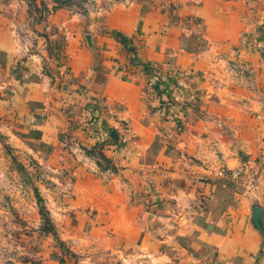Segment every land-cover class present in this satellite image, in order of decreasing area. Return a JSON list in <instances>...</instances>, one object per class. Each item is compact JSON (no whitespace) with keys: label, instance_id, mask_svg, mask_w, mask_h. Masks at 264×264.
Here are the masks:
<instances>
[{"label":"crops","instance_id":"obj_1","mask_svg":"<svg viewBox=\"0 0 264 264\" xmlns=\"http://www.w3.org/2000/svg\"><path fill=\"white\" fill-rule=\"evenodd\" d=\"M198 1L192 5L198 22L192 20L181 29L173 25L164 40H155L156 33L145 23L154 12L152 0L117 5L102 19L105 29L133 40L141 61L160 63L167 71L174 63L201 71L198 106L209 118L189 122L186 130L173 138L175 149L162 144V127L150 115L152 75L127 65L123 43L103 41L100 50L106 54L100 64L94 62V52L87 45L70 48V86L80 89L70 104L73 115L82 116L85 105L96 98L112 113L107 124L127 126L129 132L130 151L116 154L119 167L115 177L84 169L80 172L123 197L119 205L133 209L119 236L135 245L139 235L148 237L156 264H264V102L255 98L264 91L259 93L238 82L243 80L241 75L249 80L258 66L264 67V0ZM195 33L209 40L196 41ZM248 33H255L254 38L241 39ZM223 35L228 38L222 39ZM218 47L230 48V59L236 65L245 62L249 68L252 60L248 53L257 51L260 62L251 71H231L230 83L224 86L225 73L210 70L209 48ZM15 48L13 29L0 11V74L17 82L24 95L47 100L41 82L34 79L35 65L25 64L33 72L30 80L24 77L25 81L24 74L17 76ZM115 57L123 59L116 61ZM104 97L107 101L100 103ZM196 127L197 134H193ZM222 168L240 170L233 177H222L217 173ZM125 185H132L133 192L141 196L129 199ZM146 190L155 197L143 198ZM106 200L107 207L116 204L110 197ZM256 207L262 209L261 228L254 221ZM140 243L139 247L144 245Z\"/></svg>","mask_w":264,"mask_h":264},{"label":"rangeland","instance_id":"obj_2","mask_svg":"<svg viewBox=\"0 0 264 264\" xmlns=\"http://www.w3.org/2000/svg\"><path fill=\"white\" fill-rule=\"evenodd\" d=\"M152 1L154 12L145 23L156 33L155 40H164L173 25L181 29L191 25L192 20L198 22L197 9L193 8L198 0ZM132 2L0 0V11L16 39L17 76L24 74L23 79L30 80L33 72L25 64L28 61L35 65L34 79L49 95L45 101L24 95L17 82L0 74V264H156L148 237L139 235L135 245L119 236L133 209L119 205L123 197L80 172L84 169L105 178L115 177L119 167L116 154L130 151L128 127L107 124L108 114L112 113L96 98L85 105L79 118L70 109L80 92L70 86V48L73 51L87 45L94 52V62L100 64L106 54L100 50L102 42L111 40L125 46L128 66L152 75L150 115L162 127L159 131L164 146L175 149L173 138L179 137L189 122L208 120L198 106L201 71L175 63L167 71L160 63L141 61L132 39L103 26L107 11ZM254 34L241 39H252ZM195 37L196 41L209 40L198 33ZM178 38L175 34L174 41ZM230 50L218 47L208 51L213 63L211 72L225 73L224 86L230 83L231 71H251L260 62L257 51L248 53L253 64L249 68L245 62L236 65L230 59ZM119 58L114 59H123ZM22 67L24 71H20ZM251 75L249 80L241 75L243 80L238 82L263 92L264 67L258 66ZM255 98L264 102V95ZM105 101L106 97L100 99V103ZM193 134H197V127ZM239 170L222 168L217 173L233 177ZM126 186L129 199L141 196L133 192L132 185ZM152 195L155 197L154 192L146 190L142 197L149 200ZM106 197L116 202L114 207L105 205ZM140 240L144 243L141 247Z\"/></svg>","mask_w":264,"mask_h":264},{"label":"water","instance_id":"obj_3","mask_svg":"<svg viewBox=\"0 0 264 264\" xmlns=\"http://www.w3.org/2000/svg\"><path fill=\"white\" fill-rule=\"evenodd\" d=\"M261 215H262V209L260 207H256L254 209V221H255V224L261 228L260 226V218H261Z\"/></svg>","mask_w":264,"mask_h":264}]
</instances>
